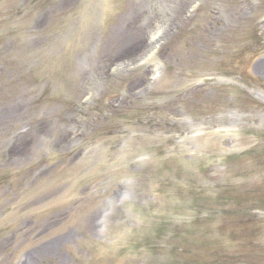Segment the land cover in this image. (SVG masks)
Listing matches in <instances>:
<instances>
[{
    "label": "rangeland",
    "instance_id": "374dc122",
    "mask_svg": "<svg viewBox=\"0 0 264 264\" xmlns=\"http://www.w3.org/2000/svg\"><path fill=\"white\" fill-rule=\"evenodd\" d=\"M0 264H264V0H0Z\"/></svg>",
    "mask_w": 264,
    "mask_h": 264
},
{
    "label": "bare ground",
    "instance_id": "6f19581e",
    "mask_svg": "<svg viewBox=\"0 0 264 264\" xmlns=\"http://www.w3.org/2000/svg\"><path fill=\"white\" fill-rule=\"evenodd\" d=\"M137 43L139 44L138 41H135V42L133 43V45L131 46L130 49H133V48L137 45ZM126 51H128V50H125V51H123V52H126ZM69 136H71V135H69ZM30 137H31V135H30V136L28 135V136L26 137L25 143H28V142L31 141V140H28V139H30ZM67 139H68V137H67ZM66 141H67V140H66ZM36 142H37V140H36Z\"/></svg>",
    "mask_w": 264,
    "mask_h": 264
}]
</instances>
